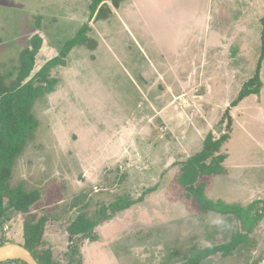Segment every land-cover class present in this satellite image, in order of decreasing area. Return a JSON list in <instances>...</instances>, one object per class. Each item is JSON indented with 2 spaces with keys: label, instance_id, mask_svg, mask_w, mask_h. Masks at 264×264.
Masks as SVG:
<instances>
[{
  "label": "rangeland",
  "instance_id": "1",
  "mask_svg": "<svg viewBox=\"0 0 264 264\" xmlns=\"http://www.w3.org/2000/svg\"><path fill=\"white\" fill-rule=\"evenodd\" d=\"M90 3L0 0V74H11L8 83L32 36L43 43L36 72L89 27L65 65L49 72L52 92L31 108L37 126L8 183L37 200L27 213L8 211L0 239L23 245L24 219L34 214L45 220L40 247L55 264H181L240 232L245 243L200 264H264V58L259 94L229 108L222 174L199 179L212 201L252 204L256 224L247 230L234 216L201 212L177 183L180 163L207 134L224 133L225 110L255 73L264 0H124L118 9L103 0L110 15L92 20ZM138 198L110 211L119 199ZM103 208L109 215L92 231L69 239L73 221L99 220Z\"/></svg>",
  "mask_w": 264,
  "mask_h": 264
},
{
  "label": "trees",
  "instance_id": "2",
  "mask_svg": "<svg viewBox=\"0 0 264 264\" xmlns=\"http://www.w3.org/2000/svg\"><path fill=\"white\" fill-rule=\"evenodd\" d=\"M124 0H111L114 9H118ZM103 0H91L89 5V20L101 15L106 19L111 10L106 9L102 13ZM262 25L261 40L262 51L252 78L246 81L240 88L237 97L230 103L223 114L226 120L224 133L219 138H214L212 133L205 137L202 149L186 161L180 163L177 183L188 200H193L203 213H213L220 216H234L242 228L250 229L258 221L257 213L252 214L253 205L244 209L239 205L227 204L222 201H212L205 196V184L199 179L221 175L226 155L220 153L221 147L229 140L231 133L232 118L229 108L235 107L250 96L258 95L261 89L260 70L264 58V17L260 20ZM89 27L83 24L75 36L64 45L58 56L45 61L35 72L37 66L36 58L42 48V38L34 35L29 39L27 47L21 55L20 66L17 70L14 81L6 82L11 74L5 76L0 74V221L6 219L8 211L13 210L20 213H27L31 205L37 200L35 193H26L23 188H10L9 178L11 168L22 152L26 142L34 133L37 123L31 116L30 111L36 100L45 94L51 93L56 79L49 77V72L65 65V58L76 46H79L85 39ZM155 187L146 190L150 194ZM140 201L119 199L111 205V212L117 213L129 209ZM103 208L99 220L85 219L79 217L66 229L69 239L85 235L92 231L109 214ZM105 213V214H104ZM45 220L34 214H27L23 222V247H25L35 258L38 264H55L51 252L40 247ZM246 234L237 232L231 236L229 242L200 249L196 254L181 264H200L212 255H230L241 244L246 241ZM4 243L0 239V246ZM16 264H24L21 261H14ZM8 262H5V264ZM4 264V263H2Z\"/></svg>",
  "mask_w": 264,
  "mask_h": 264
},
{
  "label": "water",
  "instance_id": "3",
  "mask_svg": "<svg viewBox=\"0 0 264 264\" xmlns=\"http://www.w3.org/2000/svg\"><path fill=\"white\" fill-rule=\"evenodd\" d=\"M8 261H21L24 264H38L25 247L14 243L0 246V264Z\"/></svg>",
  "mask_w": 264,
  "mask_h": 264
},
{
  "label": "built area",
  "instance_id": "4",
  "mask_svg": "<svg viewBox=\"0 0 264 264\" xmlns=\"http://www.w3.org/2000/svg\"><path fill=\"white\" fill-rule=\"evenodd\" d=\"M4 230H5V228H4Z\"/></svg>",
  "mask_w": 264,
  "mask_h": 264
}]
</instances>
